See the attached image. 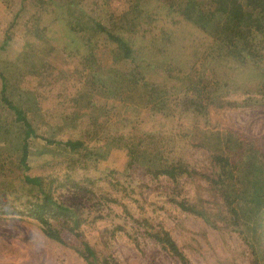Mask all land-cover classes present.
Instances as JSON below:
<instances>
[{
	"label": "trees",
	"instance_id": "obj_1",
	"mask_svg": "<svg viewBox=\"0 0 264 264\" xmlns=\"http://www.w3.org/2000/svg\"><path fill=\"white\" fill-rule=\"evenodd\" d=\"M120 2L127 8L116 13L114 7L107 22L94 15V8L110 4V0H73L66 7L51 2L42 11L40 33L43 35V27L55 48H61L66 58H74L72 83L66 73H55V78L43 87L35 91L25 89V100L29 103L22 106L7 97L5 69L8 64L5 69L0 67V102L13 111L12 124L0 120V133L17 135L14 137L21 141L19 153L1 157L0 176L19 174V187L29 193L24 199V209L16 212L35 219L43 233L54 241L66 243L64 234L73 233L78 241L77 250L88 264L112 263L105 256L99 258L87 240L81 229L86 217L78 207L60 199L56 191L83 188L92 182L89 178H74L72 173L86 166L87 159H92L91 144L106 141L109 119L120 120L127 127L138 120L129 114L125 105L135 90L147 115L167 118L175 116L176 110L196 115L205 114L210 105H230L229 101L213 96L212 84L227 92L256 96L255 99L259 96L264 100V0ZM129 14H135L132 27L116 24L120 16ZM116 61L122 68L115 66ZM37 73L40 71L35 67L19 71L22 78L32 75L34 79ZM117 76H122L121 80ZM36 118L43 129L36 130L33 126ZM62 134L68 137H58ZM121 137L115 149L124 150L127 165L141 166L156 177L165 175L173 180L188 172L182 161L163 160L164 143L151 131L144 130L137 140ZM31 140L57 145L67 153L57 163L64 169L63 174L27 173L31 168L28 162ZM222 145L236 173L229 182L234 187L222 192L228 221L238 228L241 218L249 214L244 206L252 204L258 216L254 226L257 230L258 226H264L261 222L264 218L262 148L256 139L249 140L231 130L225 131ZM0 185V195L18 198L14 194V181L7 180ZM239 188L244 193L243 199L237 198ZM175 202L183 211L209 221L207 211L188 197ZM147 228L148 236L177 254L181 264H191L168 231L153 224H147ZM259 238L264 243L263 232Z\"/></svg>",
	"mask_w": 264,
	"mask_h": 264
},
{
	"label": "rangeland",
	"instance_id": "obj_2",
	"mask_svg": "<svg viewBox=\"0 0 264 264\" xmlns=\"http://www.w3.org/2000/svg\"><path fill=\"white\" fill-rule=\"evenodd\" d=\"M51 2L66 7L73 0L42 3L0 0V67L5 69L8 64L5 69L7 97L22 106L29 103L25 100V89L35 91L43 87L55 78V73H66L67 79L73 82L74 58H66L61 48H55L43 27V35L40 33L42 11ZM114 7L116 13L127 8L120 0H110V4L94 8V15L107 22ZM134 17L135 14L120 16L115 22L119 26L132 27ZM109 57L114 58L113 55ZM115 66L122 68L117 61ZM26 67H35L40 73L34 75V79L32 75L22 78L19 71ZM122 76L116 79L121 80ZM211 89L216 99L229 101L230 105H210L205 114L196 115L176 110L171 118L147 115L138 102L139 92L135 90L125 103L129 114L138 119L132 123L134 127L109 119L105 128L106 141L91 144L92 159H87L86 166L72 173L74 178H89L92 182L83 188L56 191L60 199L78 207L86 217L81 229L99 258L105 256L112 264H150V261L181 264L177 254L148 236L145 228L153 224L170 233L180 253L191 264H264V243L259 238L264 226L254 228L258 217L256 209L252 204L245 205L249 214L241 218L238 228H234L228 221L222 193L234 187L229 182L236 175L231 158L223 152L225 131L241 133L249 140L256 139L263 151L260 157L264 165V100L259 96L255 99L256 96L227 92L216 84H212ZM0 105V120L12 124L13 111L1 102ZM32 124L36 130L43 129L37 118ZM144 130L151 131L164 143V161H182L188 172L173 180L165 175L156 177L141 166L127 165L124 150L115 149L119 135H123L121 139L137 140ZM14 136L5 137L0 133V159L21 151V141ZM58 137L67 138L68 135ZM66 155L57 145L31 140L28 160L31 168L27 173L63 174L64 169L57 163ZM7 180L14 181V194L18 198L0 195V264H88L77 250L78 241L73 233L64 234L66 243L54 241L43 233L35 219L16 212L24 209V199L29 193L19 187V174L0 176V184ZM256 186L258 190L260 182ZM236 195L238 199L244 197L240 188ZM183 196L205 209L209 221L178 207L175 201ZM261 222L264 225V218Z\"/></svg>",
	"mask_w": 264,
	"mask_h": 264
},
{
	"label": "crops",
	"instance_id": "obj_3",
	"mask_svg": "<svg viewBox=\"0 0 264 264\" xmlns=\"http://www.w3.org/2000/svg\"><path fill=\"white\" fill-rule=\"evenodd\" d=\"M0 107H1V105H0ZM8 122H10L9 120H8ZM6 137V136H5ZM16 144V146L18 147V149H19V141H17V143H15ZM20 150H21V147H20Z\"/></svg>",
	"mask_w": 264,
	"mask_h": 264
}]
</instances>
